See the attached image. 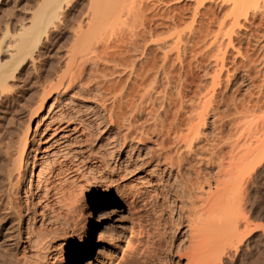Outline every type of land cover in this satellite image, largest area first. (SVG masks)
Segmentation results:
<instances>
[{"label": "rangeland", "instance_id": "374dc122", "mask_svg": "<svg viewBox=\"0 0 264 264\" xmlns=\"http://www.w3.org/2000/svg\"><path fill=\"white\" fill-rule=\"evenodd\" d=\"M68 1H69V4L68 3L66 4L65 0H59V1H57V0L56 1L55 0H0V125H1L0 126V133H1L0 134V145L2 144L0 146V210H1L0 211V223H1V225H0V238H1L0 239V241H1L0 242V248H1L0 249V255H1L0 256V264H21V262H22V264H27V263L32 264L34 259H35V261H37L38 264L40 262L39 261L40 259L38 260V258H41L42 256L40 255V257H39V255H38L37 256L38 258H35L36 256L31 257V255L33 256L34 250L33 249L30 250L31 247L29 245L27 246V244H26L25 250L28 249L30 251H28V250H27V252L23 251V253H22V250H20V248L22 249V247L20 246L21 243L18 241L17 238L14 237V234H16V236H17V233H19V227H20L18 224L19 222L15 223V221H18V220H17L16 216L14 218L15 214L12 216V214H13L12 211L7 212L8 216H6V214H5L6 213L5 211L10 210V206L7 204L8 199H10V198H12V200L14 201L13 203L16 204L15 205L16 207L19 204H20L19 206H22V207L24 206L22 204L23 198H24L23 186L19 187L18 194L15 193L17 195L12 196V193H11L12 190L9 188L10 184H8L9 180H7L8 178H6V177H8L7 176L8 175V169L7 168H8V164H9V161H8L9 158L8 157L13 153L12 149L14 147V145H12L11 142L15 143V141H14L15 137L14 136L15 135L17 136L19 134V132L24 128V126H26V124H28L27 122H29V120H30V113H31V111L34 110L35 104H37V102H39L43 98H44L43 100L45 103L43 105V108L45 109V112H47L46 108H48V106L50 104V102H47V101H49L48 98H50V97H48V96H50V95L46 96V94H49L48 92H50L49 90H51V87H53L54 84L55 85L58 84V81L60 80L59 76H61L63 74V72L66 68L65 66L68 65L69 55H71L70 50H72L74 48L73 51L74 50L76 51L77 47L79 49L81 47V49L79 50V56H81V55L83 57L88 56V55H85V56L83 55V53H86V52H83L82 54H80V52L85 49V47L87 46V42L90 40V38L91 39L93 38L94 34H96V36H94L96 39L93 38L92 41L90 40L88 42V45L89 44L91 45V43L96 44L98 41H100V40H97V37L100 34L103 35V38L104 37L107 38L109 35L111 37V34L114 32L113 30H116L117 28H118L117 29L118 32H119V30H121L122 33H125L127 31L129 32L130 30H132V31L134 30L133 31L134 33L140 31L139 33H137V34H140L142 31L143 32L142 34H145V35L148 34L146 32H150V30H151V32H150L151 34L149 33L150 36L148 34V35H146L147 37H144V38H147L145 40V42L141 41V43L138 44L139 46H137V45L133 46V47H137V49H133V47L131 48V46H130V50L128 49L129 47L127 48L129 50V52L131 51V49L133 50V51H131L132 53H130L133 55L132 56L130 54L129 55L131 57L130 62L133 61L132 63H136L135 65H137V64L140 65L141 62H143V60L145 61V59L146 60H148L150 58L152 59V55L150 57L149 53L152 54L153 52H154L153 54L156 55V58L158 57L157 58L158 59L157 64L160 63L161 60H160L159 56L163 55L160 53L165 51V49L161 50L162 52H160L158 50L156 51L157 45L154 46L156 43H153V41L155 42V40L158 41V39L160 40V39H164L166 37L165 38V39H167L166 43L171 44L170 48H169V45H166L167 47H164V48H167L166 49V51L168 50L167 52H172L173 51L172 49L175 46H177L178 43L181 46V47L180 46L176 47V48H180L181 51L177 49L178 51H180L179 52L180 54H184V55L179 54L180 55L179 58L181 59L180 60L181 65L179 64L178 61L174 60L175 56L173 57V55L177 56L178 54H172V53H175V51H173L172 53H169L173 57V60H174L173 63L174 64L177 63L176 69L179 70L178 71V70L174 69V70H176L174 72L175 73L179 72L180 77L177 75L173 76L174 73L172 72V74H171L172 76H171V79L169 81L171 82V80H174L175 82L174 81H172L171 83L169 82L170 88L167 85L161 84V83H164L165 81L160 82L158 79H155L156 82L158 81V83H160L159 87L162 85L164 86V87L162 86L164 90H166L168 88L169 90L168 89L167 90L170 91V89L173 87L171 89V91L169 93H167V90L163 91V89L159 91L158 90L159 87L154 86L157 84H154L156 82L155 81L153 82L152 79H151L153 82L152 84H154V85L150 84L151 87L152 88L158 87V88L157 89L156 88L150 89L149 88L150 85H149L147 89L150 90V92L148 91V94L154 93V95H155L156 90H158L160 93L157 92L156 96L158 95V93L160 96L162 94L161 92L165 93L166 98L163 97L164 94L162 95V97L164 98V100H163L164 102L167 101L166 99L169 100L170 97H171L170 98L171 100H169V101H172V99H173V101H176V99L178 100V97L181 94V93L179 94V92L182 91V94H181V97L179 98V100L184 99V98L182 99V95H183V97H185V99L183 100L184 102L183 101H181V102H182V104L184 103L185 105L183 104L184 107H183V105L181 106L180 105L181 102L179 100L178 101L180 103L176 101L177 104L179 103L178 107L176 106L177 104L173 101H172V104L174 103V105H172V104L170 105L166 102V103H164L165 104L164 106L167 109H169L170 106H173L171 109H173L176 106L172 111L170 109L167 110V109L163 108L164 106L163 107L160 106L163 103L161 97L157 96L160 98V99L158 98L159 101L161 100L160 101L161 104H160V103H156L158 100L155 102V100L157 98L152 97L151 96L152 94L151 95L149 94L148 95L149 98L147 96V99H149V100L153 99L154 102H150L152 100L149 101V100L144 99V103L142 101V106H140L139 104L141 103L140 102L141 100H138V99H139V96H141V95H139V94H143L142 89L143 90L145 89L147 91V89L144 88L145 84H147V81H145V84L142 85L143 88H142V86L140 87L142 89L136 87V89L139 91V94H138V91L136 89L134 90V91H136V93L138 95L137 97H135L136 93L132 92L135 96L132 95V93H131V95L133 97L131 95L128 96V98H130V96H131L132 99L131 98L130 99L124 98L125 101L122 100V101H124L123 102L124 105L128 104L130 106L131 104L127 103V100H129L130 103H132L131 100L133 101V100H136L138 98L137 99L138 103L140 102L138 105H137V100H136V102H133L135 107L137 106L136 108L139 109L138 112L141 111L140 107H143L144 104H145V106L147 105L148 107L150 104L149 108L147 106H146L147 108L144 106L146 108L145 110L143 107L142 111L143 110L144 111L140 112V114H139L140 116L136 115L143 122V124H146V122L148 120L149 121V123L147 122L148 126H150V125L152 126V123H153L152 122V120H153L152 116L155 115L156 113L158 114L159 111L161 113L162 110H164V109H165V113H166V111H168V113L171 112V114L169 113L170 114L169 115L168 113H166L167 114L166 115L163 111L162 112L163 114L159 113V115H160L159 117L161 118V115H162V117L164 118V114H165V116H167V117H165L164 119L166 120V122L168 121L170 123L171 122L170 120H172V118H174V115L176 114V113H174V115H173V112L175 110L177 112V109L179 110L180 106H181L184 111H183V113L181 110L179 112H180V115H182V114H184V115L180 116L178 114L179 116H177V117L178 118L180 117V119H181V120L179 119L178 122L181 125V126L180 125L179 126L183 130L182 132L187 133V131H189V129L187 130V128H189L190 126H193V124L194 125H196V123L198 124L199 121L200 122L203 121L202 118H201L202 120H200V118H199V121L197 122V118L195 116L197 113V117H199L200 115L198 116V114L199 113L201 114V112H203L205 110L203 108V106H205L206 111H209V112H208V115H206V116L202 115L203 113L201 114L200 117H202V116L205 117V118L203 117L205 124L203 123V125H201L199 122V124L203 127H198V129L201 128L200 133H201L202 138L205 137L206 135L208 137L209 136L211 137V133L214 130L216 131L215 128L218 129L219 125H220L221 127L224 128V129L221 128V129H223V131H225L227 129L225 132H228L229 131L228 129H231V131H232V128H233L234 131L235 130L236 131H242L243 130V132L241 134L244 135L246 133L245 131L248 129V132L246 134L251 135L249 133H252V131H254L255 133H257V135L255 133H253L254 135L257 136L256 138L260 137V139L259 138L258 139L260 140V142L262 140L261 143H264L263 142V139H264V99L263 98L259 99V102H258L259 105L255 103L257 101L256 96H258L259 91L263 90V88H264V85H263L264 84V80H263V78H264V75H263V71H264V61H263L264 60V51H263L264 50V16L259 17L260 14L261 15L264 14V13H262L264 10V0H255V2H257L255 11H256V9H258L257 11H259L256 14L258 17L256 16L253 19L254 22L252 21V26H250V28H247L245 30L242 29V32L240 33L241 36H238V37H242L239 39V42H238V43H241V45H239L238 43H237L238 45L236 43H234L235 47L233 49L235 51L230 50L231 46L229 44V41H228V44L230 47L227 46V40L225 38V37H230L232 35V32L230 33V31L233 30L234 27L232 28V23H231L232 21H230L231 19L230 20L228 19L230 7H228V4H226V3L224 4V2H222L223 0H160V2H159V0L158 1L157 0H100L101 2H115V3L117 2V4H115V5H117L116 8H120V10H119L120 13L118 15H117L118 9H116L117 11L116 10L113 11V12H116L114 14H116L119 18V19H117V16L115 15L116 17L114 16V19L120 20V21L116 20L115 22L119 23V24L115 23L116 24L115 25L114 19H112V20L106 19L105 20V18H107V17L112 18L111 17L112 16L111 10H110V12H111L110 14H109V12H106V13H104V15L106 14L105 15L106 17L100 19V20H102L101 24L103 25V26L99 25L100 28H102V27L106 28L108 26V24H111V26L113 24L114 25L113 28L109 27V29L111 28L112 30L111 29L109 30L108 28H107V30L104 28H103V30L100 28H98V30H97V27H96V30H94V29H92L94 27L92 24H95V26H96L97 25L96 23L98 21H96L95 23H92V22L89 23V21H91V20L88 18H91L92 17L91 14H93L92 13L93 12L92 2H97V1L99 2V0H97V1L96 0H68ZM220 3L222 5H219ZM59 5L62 6L61 10H59L57 8V7H59ZM66 5H67V7H66ZM223 5H225V6H223ZM224 7H226V8H224ZM205 8H207V9H205ZM57 9H58V11H57ZM113 9H115V7ZM129 12H130V14H129L130 17H128V14H127ZM137 12L139 13L140 16L138 15ZM203 12H205V13H203ZM59 13H62V15H61L62 17H61L60 21H55L57 14H59ZM212 13H214V14H212ZM203 14H205L207 16H203ZM55 15H56V17H55ZM120 15H122V16H120ZM208 15H209V17H208ZM211 15H214V17L216 15V18L214 19V17ZM125 16L127 17V19ZM120 17H122V18H120ZM142 17H143V19H142ZM226 17H227V19H226ZM206 18H208V19L213 18V19H211V20L209 19V21H208ZM256 18L258 19V21ZM128 19H130V20H128ZM224 19H226V20H224ZM255 19H256V21H255ZM205 20H207V21H205ZM260 21H263V22L260 23ZM121 22H122V24H121ZM124 22L125 23L128 22V23L125 24ZM140 22H143L142 23L143 26H141L142 24ZM86 24H88L89 26ZM222 24H223V26H222ZM261 24H263V25L261 26ZM256 25H259L260 28H259V26H256ZM118 26H120V27H118ZM205 26H210V27H205ZM236 26H235V29L238 28ZM207 28H209L208 29L209 31L207 30ZM258 28H259V30H258ZM122 29H125V30H122ZM254 29L255 30L257 29L258 31L257 30L255 31ZM46 30L49 31V34L48 33L45 34ZM100 30H102V31H100ZM203 30H204V32H203ZM205 30H206V32H205ZM252 30H254L253 34H255V35H252V32H253ZM93 31L94 32L100 31V32L99 33L95 32L93 34L92 33ZM108 31L112 32V33L106 35V33H108ZM117 31H116V33H117ZM196 31H197V34H195ZM199 31L200 32L202 31V33L203 34L205 33L208 37H205V39L204 38L202 39L203 34L202 33L199 34ZM217 31L222 32V35H224V36L227 34V36L223 37L226 40V41L224 40V42L226 43V46L224 43V45L222 47V49L224 48V46H225V48L228 47L227 49L224 48L227 51V53L219 47V52H220L219 55L221 56V57H219V59L222 58V56L225 59V60H223V63H221L222 61H220V64L223 65L222 67H224V66L226 67L230 64L229 60L231 57V51H232V55H234L235 53H237L236 51L239 50V53H237L238 57L236 55H234L235 59H237V60H235V63L233 64V66H232V64H230L232 67L230 65H229L230 67L229 66L226 67L227 69L225 67L223 69H221L222 68L221 66H216V68H215L214 66L216 65L217 62L219 63V60L217 62L213 61V59L211 58L212 55H210L212 52L209 54V51H208L209 50V48H208L209 47L208 46L209 41H212V36L214 35V34L212 35V33L216 34V33H218ZM90 32H91V34H90ZM210 32H211V36H210ZM79 33H80V36L82 34L83 35L85 34L83 37L89 38V40H87V39L85 40L86 46L85 45L83 47L80 46L79 41L82 39V37H80L78 35ZM228 33H230V36ZM249 33L251 35H249ZM126 34H128V33H126ZM142 34H140V35H142ZM198 34H199V36H198ZM89 35L92 37H90ZM102 35H100V36L102 37ZM145 35H143V36H145ZM174 35L177 36V39H179V41L177 39L176 40L174 39L176 37ZM206 35H203V37ZM78 36L80 37V40L78 39ZM168 36H170L169 37L170 39L174 37L173 38L174 42L176 41L177 45H176V43L173 42V39H171L172 42L174 43L172 45V42L170 39H168ZM209 36H210V38H209ZM254 36H256V37H254ZM101 37H100V39L103 40ZM198 37L201 38L203 41L201 39H199ZM248 37H250V38H248ZM251 37H253L254 39ZM106 38H104V39L106 40ZM109 39H111V38H107V41H109ZM182 39H183V41H182ZM197 39H199L198 42H197ZM247 39H248V41L251 39V41L247 42ZM256 39L258 41H256ZM41 40H42V42H41V44H39V42ZM105 40H103V41H105ZM190 40H192V42ZM204 40L207 43L206 42L204 43ZM207 40H209V41H207ZM241 40H243V41H241ZM151 41H152V43H151ZM195 41L197 42V44ZM142 42L145 43V45H146L145 47H144V43H142ZM199 42L202 43L203 48ZM137 43H139V41ZM148 43H151V45H149ZM180 43H182V44H180ZM198 43H199V45H198ZM22 44H30V47H29L30 49L28 51H23L24 48L22 47ZM258 44H259V46H258ZM195 45L197 46L198 50L200 51L199 54H198V50L196 49ZM260 45H262V46H260ZM89 46H87V49ZM124 46H125V44L123 45V47ZM190 46H191V48H190ZM198 46H200L201 48ZM204 46H206V49ZM125 47H127V46H125ZM171 47H172V49H171ZM145 48L150 49L149 53L147 52L148 54L145 53L147 51V50L145 51ZM176 48H174V49H176ZM169 49H170V51H169ZM192 49H194V50H192ZM220 49L222 52L220 51ZM257 49L259 50V52H257L258 51ZM141 50H144V51H141ZM140 51H141V53H140ZM178 51H177V53H178ZM215 51H213V52L218 53V49H215ZM88 52H89L90 57L89 58L85 57V58L87 60H91V61H87L85 58H83L81 56L83 59L86 60L85 62H87V64L85 63V66L82 64L84 66V69L82 68L83 73L81 72L82 73L81 76L79 74V76H80L79 79L73 85V90L71 91L70 95H71V98L73 99V102H75V103H73L72 105L75 104L74 106L78 107L81 110L82 114H84V115L86 114L85 115L86 120H87V117H92V116H95L96 118L98 117L97 119L99 120L100 124H99L98 120H97V122L101 127L100 136H102L101 139L104 141V143L102 141V144H103L102 150L109 149V151H113L111 153L110 157H111V160H114V158L116 157L115 151L118 152L119 150L121 151L122 149H125L124 147L121 148V142H122L121 137H122V134L124 133L123 131H124L125 127L124 128L122 127V124H123L122 123L123 121H122L121 122V128H119V129L112 128V126L110 124V120H109L110 117H108V115H107L108 112H105L102 109L103 107H102V102H101V101H103L102 98L105 97L108 99L109 97L105 96L106 95L105 91H102V90L100 91V87L102 89L103 84L105 86L106 84L109 83L108 82L109 80H112V78H113V80H114V78L116 80L117 77L120 80L119 81L120 85H121V83H123V84L126 83V85H121V87H126L127 84H129L128 83L129 81H128V79L124 78L123 74H125V72L128 70L124 71V70H122L121 67H117L118 71H119V74H118V71H117V74L120 76L113 75V73H115L114 71H116V70H115V68H112L113 66L111 64L112 62L109 61L110 59L108 61L110 62L111 65L106 60L105 61L108 65L107 64L105 65V61L102 60L101 58H99L100 63L98 64L93 60H96L95 56H99V55H94L96 53L87 50V53ZM206 52H208L206 55H208V56L210 55L209 58H208V56L204 55V53H206ZM134 53H135V55H134ZM193 53L196 54V57ZM228 53L230 54V56L228 55ZM143 54H145V55H143ZM200 54H201V56H200ZM221 54H224L225 56L221 55ZM140 55H142V56H140ZM148 55L150 58L148 57ZM203 55H204V57H203ZM213 55H215V54H213ZM216 55H218V54H216ZM242 55H245L244 56L245 58ZM182 56H186V57L183 58ZM197 56H199V57H197ZM249 57H251V58H249ZM195 58L198 60H196ZM228 58H229V60H228ZM246 58H248V60H250V61L248 62V60H246V62H245L244 59H246ZM253 58H255V59H253ZM256 58H257V60L259 59L258 60L259 62L256 60ZM260 58H262L263 60ZM83 59L81 62H83ZM99 59L97 58V60H99ZM161 59H162V56H161ZM194 59L196 60V63H195ZM206 59H208V60L206 61ZM214 59H215V57H214ZM239 59H240L241 63L237 62V61H239ZM242 60L244 61L245 64L243 63ZM92 61L94 64L96 63V66H95L96 68L94 67V64L91 63ZM151 61H153V59ZM170 61H171V59H170ZM182 61H183V63H182ZM184 61H185V63H184ZM214 62H215V65H213ZM250 62H252V63L256 62V63L254 65L253 64L251 65ZM168 63L172 64L171 62H168ZM246 63H248V64L246 65ZM170 64H168V69L171 66ZM138 65L136 66V68L138 67ZM239 65H241V66H239ZM183 66H185V67H183ZM250 66H252V68ZM101 67H102V70H100ZM218 67L219 68L221 67V68L219 69ZM240 67L241 68L243 67L242 68L243 70ZM246 67H247V69H245ZM234 68L237 70V72H236V70H234ZM249 68H251L250 72H253V70H254V71H256V73H258V74L260 73L259 78H258V74L256 75L255 72L250 73ZM105 70L108 72H106ZM109 70L110 71L112 70L113 73L110 72ZM169 70H171V69H169ZM219 70H221V71H219ZM123 71H124V73H123ZM246 71H247V73H246ZM120 72H122V74H120ZM108 73H111V76H113L111 79H109L110 74L108 75ZM126 73L127 74H125V75H128L127 77L131 78V76H129V74H128L129 71ZM261 73H262V75H261ZM230 74H232V75H230ZM246 74H248V77ZM107 75L109 78L107 77ZM217 76L220 79L217 78ZM176 77L179 78L178 80H180V81H178L176 79ZM226 77H227V79L228 78L229 79L227 80ZM122 78H123V80H122ZM214 78H216V79H214ZM105 79L106 80L108 79V80L105 81ZM118 79L116 80V82H117L116 84H118ZM124 79H125V81H124ZM223 79H225V80H223ZM260 79H262V80L260 81ZM149 80L150 79H148V81ZM151 80L149 82H151ZM181 81L182 82L186 81V83L184 82V86L182 85L183 83H181ZM111 82H113V81H110V83ZM177 82L179 84H177ZM224 82H227L228 84L224 85ZM114 83L115 82H113L111 85H113ZM97 84H98V86H97ZM109 84L106 86L111 87V85H109ZM162 87H160L159 89H161ZM178 88H179V90H178ZM255 88L257 89V91ZM183 89H184V92H183ZM151 90L152 91L155 90V91L151 92ZM103 92H105V93H103ZM251 93H253V94H251ZM99 94H101V95H99ZM170 94L172 96H170ZM177 94H179V96ZM176 95L178 97H176ZM195 95H197V96H195ZM224 95H226V96H224ZM247 95L248 96L251 95V97L249 96L250 100L248 99ZM39 96H41V97H39ZM42 96H43V98H42ZM167 96H168V98H167ZM186 96L190 100H191V98H194V99H192L190 102V100H186L187 99ZM196 97L198 99L200 98L201 101L197 100L195 102ZM227 97H228V99H226ZM133 98H136V99H133ZM141 98H142V96H141ZM174 98H176V99H174ZM37 99H39V100L37 101ZM224 99H226L228 102L225 101ZM232 99H233V101L231 102ZM245 99L246 100L248 99L249 101H251V99H252L253 101L251 103L247 100L249 103H245V101H246ZM145 100H146V102L149 101L150 103L147 102L148 103L147 104L145 102ZM193 100H194V103H193L194 106L199 104L197 102H201V103H200V106L196 107L197 109H195L194 106L191 104L192 108H194V112H195V110H196V112L194 113L192 111L190 113L189 111L191 110L190 109L191 106L189 104L192 103ZM223 101H225V102H223ZM229 101L231 102V104ZM99 102L101 104H99ZM108 102L110 104V101H108ZM32 103H33L34 107H31V106H33ZM123 103H121L122 104L121 106H124ZM152 103L156 104V106L151 105ZM221 103L224 105H222ZM232 103H233V105H232ZM240 104H242L245 107H248V108H245L246 110L251 108V105H252V109H249L248 113H247V111H245L243 109L245 111V113L248 114V115L246 114L245 117H243L244 113L241 114L238 110V109L244 108ZM247 104H251V105L248 106ZM253 104H255V105H253ZM100 105L102 108H100ZM117 105H119V104H117ZM126 105L124 107L120 106L121 108H124V109H121L118 106L119 108L118 107L117 108L119 110L116 109L117 112L119 113L120 110L123 111V110H125V108L127 109V111L132 109L131 112L135 115V109L136 108L133 109L134 106L132 105V108H131V106L130 107L127 106L130 108V109H128L126 107ZM167 105L168 106L170 105L169 108ZM256 105H258L260 109L259 108L257 109ZM151 106L153 109L151 108ZM159 106L162 109L159 110V108H160ZM185 106H188L189 108L186 109L187 107H185ZM216 106H217V108H215ZM233 106H234V108H233ZM238 106L240 108L237 109ZM207 107H210L212 109V112L210 111L209 108L207 109ZM213 107L216 110L213 109ZM253 107H255V108H253ZM155 108H157V109H155ZM148 109L151 110V112H154L155 114H151V112ZM234 109H236L238 111V113H235L237 111ZM133 110H134V112H133ZM137 110H136V114H138ZM156 110L157 111L159 110V111L157 112ZM186 110H188V111H186ZM250 110H252V111H250ZM127 111L123 112V113L126 112L125 113L126 117L124 116V119H123L125 122L129 121V117L131 116L130 115L129 117H127V115H126L128 113ZM145 111H149V112L144 113ZM185 111L187 113H189L188 114L189 117L192 115V113L194 114L190 117V120H191V118H193L192 123L195 120H196V123L195 122L193 124H190L191 122H188L189 124L186 123L187 120L189 119V117L186 118L187 113L185 114ZM206 111H205V113H206ZM214 111H217V112H214ZM241 111H242V109H241ZM244 111H242V112H244ZM141 113L142 114L144 113V114L142 115ZM149 113H150V116L152 119L151 121H150V117L148 116ZM214 113H218L220 116L218 114H216V118H214L215 117ZM238 114H241V116H242L241 119L238 118L240 116H236ZM171 115H172V118H169L170 120H168V117H170ZM221 115L222 116L224 115V117L227 116L228 121L225 120L227 117H225V118L223 117L224 118L223 119ZM156 116L158 117V115H156ZM156 116H154V119ZM233 116L237 117V119L235 118L234 120H236V122L240 124V125H238L237 123H235L236 127H238L236 129H234L235 125H233V123H234L233 122L234 121ZM194 117H195V119H194ZM164 119H163V121H164ZM182 119H183V121H182ZM90 120H92V118ZM143 120H145V122ZM190 120H188V121H190ZM219 121L220 122L222 121V122L219 124V123H217ZM7 123L9 125L8 127H7ZM169 123H166V124H169ZM10 124H13V125H10ZM126 124H128V122ZM184 124H187V125H184ZM199 124L197 126H199ZM215 124H217L216 125L217 127L215 126ZM226 124H228L229 126L231 124V127L229 128ZM144 126H146V125H144ZM197 126H196V128H197ZM239 126H240V128H239ZM21 127H23V128H21ZM13 128H14V130H13ZM146 128H148V127L146 126ZM150 128L153 129V126ZM190 128L193 129V127H190ZM8 130L9 131L12 130L13 133L9 132ZM249 130H250V132H249ZM231 133L236 134V132H231ZM202 134L204 136H202ZM10 135H11V138H10ZM237 136H239V135H237ZM261 143H260V145H261L262 150L260 151L261 155L259 158L261 160L258 159L257 160L258 163L255 161L256 163H254L253 166H251V167H250V165H251V162H250V165L248 166L249 168H246L247 172L245 171L246 173L245 174L243 173L244 176L243 175L240 176V179L238 177L239 180H237L238 183L236 182L237 183L236 186L238 184H239V186L236 187L234 185V187H236L235 190H234V188H232L233 189L232 193L234 192V194L231 193L228 195L229 197L231 196L230 198L228 197V200L229 199L231 200L232 196H233V199L231 200V202H230V200L228 201L231 204V205L229 204L228 207L230 208V213H231V210L233 213V215L231 214L232 218H230V219L232 221L231 223H233L232 225H234L235 228L237 227L236 228L237 230L235 229L237 231V234H236L237 236L235 235L233 237L231 245L229 244V246L226 245L224 247L226 249H224L225 251H223V254L222 253L220 254V252H222V250L219 252V254H220L219 257L221 259L217 257L216 259L219 262L216 260L217 262L215 261L214 264H264V144H261ZM132 144L135 148H137L139 146L138 142H133ZM201 144H203V143H200V145ZM204 144H205V142H204ZM262 145H263V148H262ZM9 146H12V147H9ZM151 147H152V145L148 144L146 146V149L150 150ZM7 149H9L10 151H8ZM127 149H128V147L125 150H127ZM148 150L143 151V153H141V151H138L137 153L140 152L141 155L144 156V160L148 161L147 155L145 156V154ZM5 151H6V153H5ZM7 151L10 153L12 152V153L10 154ZM118 158H119V156H117V159ZM6 163H7V165H6ZM1 164L3 165L4 168L1 166ZM154 165H155L154 161H149L145 165L142 164V166L138 167L137 170L133 171L132 173H130L129 175H127L121 179L122 185H124V188H127V189H125L124 193H125V195H130L129 198H131V197L133 198L132 203L125 200L123 198V194L121 197V194L118 190H111V187L109 184L105 185V187L103 189H101L100 191H98L96 193L90 191L88 194V197L85 201L83 219L81 220L82 222H80V224H77V223H79V222H77L75 225L71 221L72 223H70V224H72L73 226L75 225V226L74 227L71 226V228L73 227L72 231L70 229V226H69V229L67 226L66 230L68 232L64 230L65 225H63V228H62V226H59V224H58L57 225V226H59L58 228L61 227V229H62L61 231L58 229V232L60 233V234L58 233L59 235L57 234V232H56L57 235L55 234L56 237L58 236L57 239L55 240V243H56L55 246H58V248L55 247L51 251L53 253L52 258L48 259L47 257L46 258L43 257V258H41V259H43V261H41L40 263L41 264H43V263L44 264H143L144 259H143L142 254H140V253H142L141 249L143 246H146L148 239H149V241H151V238H153L154 235H160V233L162 232L163 221L159 218V216L164 215L165 210H166V206L164 209V205L162 204L161 200L156 195H154L153 193H151L149 191V190L155 188L154 186L159 185V183H157L158 176H156V174H155L156 169L154 168ZM5 169H6V172H5ZM139 171L142 173L141 175H140ZM184 173H185V171H183L182 175H184ZM139 176H144V177H146V179L141 178L140 181L133 180L134 178L139 177ZM26 177L27 176L25 175V178ZM151 181L152 182L155 181L156 184L155 183L151 184L150 183ZM120 191H122V193H123V190H120ZM235 191H236V193H235ZM18 195H19V197H18ZM16 198L18 199V201L15 200ZM226 198H227V196H226ZM20 200H22V201H20ZM13 221H14V223H13ZM59 223H61V225H62V223H64V222L62 220V222H59ZM17 225L19 227L16 229ZM10 227H12L11 229H14V231L16 233L14 231H11ZM8 228H9V230H8ZM139 228H141V229H139ZM140 230L142 231L143 236H142V234H140L141 233ZM3 231H5L4 234L2 233ZM144 232H146V233H144ZM7 234H9L8 236H10L11 238L7 237L6 236ZM10 234L11 235L13 234L12 236L15 239ZM18 237H19V234H18ZM2 238H4L5 240L3 239L4 240L3 241ZM8 240H9V242H8ZM12 240L13 241L17 240L19 243L17 241L16 242L19 245H17L16 242H13ZM139 241H141V242H139ZM11 242H12V244H11ZM5 243L8 245V247ZM3 244H5V245H3ZM15 244L17 245V248L19 250L16 249V252H15L16 255L14 257V255H12V252L15 251V248H16ZM141 244H143V245H141ZM227 246H228V248H227ZM10 247L13 249H11ZM5 248H6V250H4ZM157 248H158V246H157ZM10 249H11V251H10ZM25 253H26V255H24ZM30 253H31V255H30ZM46 253H48V252H46ZM2 254H4V255H2ZM18 255H21L20 257H22V255H23V258L17 259L16 256H18ZM26 256H28L27 259L30 260V262L28 260L26 261V259H25ZM32 258H33V261H31ZM44 258L46 259V262L44 261ZM15 259L17 260V263H16ZM23 259L27 263H24ZM35 261L33 264L36 263Z\"/></svg>", "mask_w": 264, "mask_h": 264}, {"label": "bare ground", "instance_id": "6f19581e", "mask_svg": "<svg viewBox=\"0 0 264 264\" xmlns=\"http://www.w3.org/2000/svg\"><path fill=\"white\" fill-rule=\"evenodd\" d=\"M57 1H59V0H57ZM159 2H160V0H159ZM222 2H224V4L225 3L228 4V7H230L228 19L229 20L231 19L230 21H232L231 22L232 28L234 27V29L230 31V33L232 32L231 36H230V33H228L230 37H225V36H227V34L225 36L222 35V32H220L221 31L220 30L219 32L217 31L218 33H216V34L212 33V35L214 34L212 36V41L207 40V41H209V44H210V45L208 44L209 47L207 46L209 48V50H208L209 54L212 52L210 54V55H212L211 58L213 59V61H216V62L219 60V63L217 62L218 64L216 63V65L214 62L213 65H215L214 66L215 68H216V66L222 67L223 65L220 64V61H222L221 63H223V60H225L223 56H222V58L219 59V57H221L219 55V53H220L219 47L222 49V47L225 43L224 42L225 39L223 37H225L227 40V46L228 47L231 46L232 49L230 48V50H234L233 49L235 47L234 43L237 44L239 42V39L242 38V37H238V36H241L240 33L242 32V29L245 30L247 28H250V26H252L253 19L257 16L256 14L259 12V11H257L258 9H256V11H255L256 4H257V2H255V0H223ZM65 3L69 4V1L65 0ZM92 4H93V12L92 11L91 12L93 14H91V16L93 18L91 17L88 19L91 20V21H89V23L90 22L95 23L96 21H98L96 23L97 24L96 26H95V24H92L94 27L93 28L91 27V28L94 30H96V27L98 30V28H100L99 25L103 26L101 24L102 20H100V19L106 17L105 16L106 14L104 15V13L109 12V14H110L111 13L110 10L112 11V13H111L112 18L107 17V18H105V20L106 19H108V20L114 19V16L116 15L114 13H116V12H113V11H115L116 9H118L117 15L120 13L119 12L120 8H116L117 5H115V4H117V2L116 3L115 2H101L99 0V2L98 1L92 2ZM219 5H222V4L220 3ZM223 6H225V5H223ZM66 7H67V5H66ZM114 7H115V9H113ZM57 8L59 10H61L62 6L59 5V7H57ZM224 8H226V7H224ZM58 9H57V11H58ZM205 9H207V8H205ZM62 13L57 14V17L55 15V17H56L55 21H60V19L62 17L61 16ZM203 13H205V12H203ZM262 13H264V10ZM127 14H128V17H130V15H129L130 12ZM212 14H214V13H212ZM138 15H139V13H138ZM260 15H259V17L264 16V14L261 16ZM120 16H122V15H120ZM203 16H207V15L203 14ZM211 16L214 17V15H211ZM208 17H209V15H208ZM120 18H122V17H120ZM215 18H216V15H215L214 19ZM117 19H119L118 16H117ZM117 19H114V24L116 23L115 21ZM126 19H127V17H126ZM142 19H143V17H142ZM206 19L209 21L210 18L209 19L206 18ZM211 19H213V18H211ZM226 19H227V17H226ZM226 19H224V20H226ZM256 19H255V21H256ZM128 20H130V19H128ZM207 20H205V21H207ZM117 21H120V20H117ZM257 21H258V19H257ZM128 22H126V23H128ZM261 22H263V21H260V23ZM140 23L142 24L143 22H140ZM88 24H86V25H88ZM116 24H119V23H116ZM121 24H122V22H121ZM262 25L263 24H261V26ZM113 26H114L113 24H112V26H111V24H108V26L106 28L102 27L100 29L103 30V28H104L107 30V28L108 29H109V27L113 28ZM141 26H143V24ZM222 26H223V24H222ZM235 26L238 28L235 29ZM256 26H259V25H256ZM118 27H120V26H118ZM205 27H210V26H205ZM259 28H260V26H259ZM259 28H258V30H259ZM117 29L113 30L114 31L113 33L109 32V31H108V33H106V35L112 33L111 37H110V35L107 37V38H111V39H109V41H107V38L104 37V38H106V40H105L103 38L102 34H100V35H102V37L98 34L99 36L97 37V40H100V41H98L96 44L95 43L92 44L90 42L91 43V45L89 44L90 46L88 45V42L90 40L92 41V39L95 38L94 36H96V34H94V33L95 32L99 33L102 30H100L98 32L93 31L92 33L94 34V36L92 39L90 38V40H89V38L83 37L85 34L84 35L82 34L80 36V33H79L78 35L80 37H82V39L80 40L79 36H78V39L80 40L79 44L82 47L84 45L86 46L85 40L86 39L89 40L87 42V46H89L88 49L86 46L85 49L80 52V54H82L83 52H86V53H83V55L84 56L88 55L85 57L89 58L90 57L89 52L87 53V50H88V51L96 53L94 55L100 56V57L95 56L96 60H97V58L98 59L101 58L104 61L106 60L109 64H110L109 61H111L112 62L111 64L113 66V67L112 66L111 67L115 68V70H116V71H114L115 73H113L112 70L111 71L109 70L110 72L113 73V75L119 74L117 67H121L122 70H124V71L125 70L129 71L128 74H129V76H131V78L127 77L128 75H125V74H127L126 72H128V71H126L125 74H123L124 78L128 79V81H129L128 82L129 84H127L126 87H121V85H126V83L125 84L121 83V85H120V83H119L120 80L118 79V77H117L118 84H116L117 79L115 80V78H114V80H115L114 81L112 78L113 76H111V73H108V75L110 74V76H109L110 78L107 75V77L109 79L112 78V80L108 81L109 83H110V81L115 82L113 85H111L113 82H111L110 84L107 82L109 85H111V87L106 86L108 84H106L105 85L106 87H105L103 84L104 87L102 86V89H101V87H100L101 83L99 84L100 85L99 86L100 91L101 90L105 91L106 92L105 96L109 97L108 99L105 97H104L105 99L102 98L103 101H101V102H102L103 108L101 107V105H100V108H102L105 112H108L107 115H108V117H110L109 120H110V124H111L112 128H116V129L121 128V122L123 121L122 127L123 128L125 127V129H124V131H123L124 133L122 134V137H121V140H122L121 148L124 147L126 149L128 147V149L127 150L122 149L121 151L119 150L118 152L115 151L116 157L114 158V160H111L110 155L113 151H109V149L102 150L103 149V146H102L103 140L101 139L102 136H100L101 127L99 125L100 122L97 119L98 117L97 118L95 116L87 117V120H86L85 119L86 114L85 115L82 114L81 110L78 107L74 106L75 104L72 105L73 103H75V102H73V99L71 98V95H70L71 91L73 90V85H74V83L77 82V80L79 79V77L83 73L82 71L84 69L85 63L87 64V62H85L87 59L85 57H83L82 55L81 56L83 58H85L86 60L83 59L81 56H79V50L81 49V47H80V49L77 47L76 51L74 50L75 52L73 51V49H74L73 48L72 50H70L71 55H69L68 65L65 66L66 68H65L63 74L62 75L60 74L61 76L58 75L60 77L58 84H56V85L54 84L55 87L52 85L53 87H51V90H49L50 91V92H48L49 94H46V96L50 95V96H48V97H50V98H48L49 101H47V102H50V104L48 103L49 104L48 108H46L47 112H45V109L43 108V105L45 104L44 100H43L44 99L43 96H42L43 99L40 98L41 100L39 102H37L39 100V99H37V101H36L37 104H35V107L32 103L33 106H31V107H34V110L31 111V113H30V120H29V122H27L28 124H26V126H24V128L21 127L23 129L19 132V134L17 136L16 135L14 136L15 137V140H14L15 143L11 142V144L14 145V147H15V148L13 147V149H12L13 153L11 152L12 153L11 154L10 152H8L10 150L7 149L8 150L7 152L10 153L11 155L9 154L10 156L8 157L9 158V160H8L9 164H8V168H7L8 169V175H7L8 177H6V178H8L7 180H9L8 184H10L9 188L12 190V192H11L12 196L18 194L20 186H23V190H24L23 191L24 198H23V203H22L24 206L23 207L19 206L20 205L19 204L16 207L15 206L16 204L13 203L14 201L12 200V198H10V199H8V203H7L10 206V210L5 211L6 216H8L7 212L12 211L13 212V214L11 213L12 216L15 214L14 218L16 216V218L18 220V221H15V223L19 222L18 224L20 227L18 225L16 226V229L19 227V233H17V236H16V234H14V237L17 238L18 241L21 243L20 246L22 247V249L20 248V250H22V253H23V251L27 252L28 249L25 250L26 244H27V246L29 245L31 247L30 250H32V249L34 250L33 256L30 253L31 257L36 256L35 258H38L37 256L39 255V257H40V255H41L42 256L41 258H43V257H45V258L47 257L48 259L52 258L53 253L51 251L55 247L58 248V246H55L56 245L55 240L58 237V236L56 237L55 234H56V232H57V234L59 233L58 229L60 231L62 230L61 227L60 228H58V227L62 226V228H63V225H65L64 230L67 231L66 230L67 226H68V229L70 226V229L72 231L73 227L76 225L77 222H79L77 224H80V222H82L81 220L83 219L85 201H86L90 191L96 193V192L100 191L101 189H103L105 187V185L109 184L111 187V190H118L121 194V197L123 194V198L132 203L133 198L132 197L129 198L130 195H125V193H124L125 189H127V188H124V185H122L121 179L123 177L129 175L133 171L137 170V168L142 166V164L145 165L149 161H154L155 162L154 168L156 169L155 174H156V176H158L157 183H159V185L154 186L155 188H153L149 191L151 193H153L154 195H156L161 200L162 204L164 205V209L166 206V210H165L164 215L159 216V218L163 221L162 232L160 233V235H154V237L151 238V241H149V239L147 238L148 236L146 237L148 239V240L146 239L147 244L145 243L146 246L142 247V249H141L142 253H140V254H142L143 259H144L143 264H214L215 261L217 260L216 258L217 257L220 258L219 255L221 253L223 254V251H225L224 249H226V248H224V247L226 245L229 246V244L231 245L233 237L237 234V231H236L237 227L235 228L234 225H232L233 223H231L232 221L230 219V218H232L233 213H232V210L230 213V208L228 207L230 204L228 202L230 200V199L228 200V197H229L228 195L232 193V190H233L232 188H234V190H235V188L237 186H239V184L236 186V184L238 183L237 180L240 179V176H242L243 173L245 174L247 172L246 168H249L248 166L250 165V162H251L250 167L253 166L254 163H256V162L258 163L257 160L260 158V155H261L260 151L262 150L261 145H260L262 140L260 142V140H259L260 137H258L259 139L256 138L257 133H255L251 129L250 130L252 131V133H249L251 135L246 134L248 132V129L245 131L246 133L244 132L245 134L243 135V134H241L243 132V130L242 131H236V130L234 131L232 128V131H231V129H228L229 131L225 132L227 129L225 131H223L224 128L221 127L220 125H219L218 129L214 127L216 129V131L214 130L213 131L214 133L213 132L211 133V137L210 136L208 137L205 134L206 136L202 138L201 133H200L201 128L198 129V127H203L201 125H203V123H204V118H205L204 116L208 115L209 111H206L205 106H203V108L205 110L203 112H201V114L203 113L202 115H204V116L200 117L201 116L200 113L198 114V116L200 115L199 117H197V113L195 116L197 118V122L199 121V118H200V120L203 119L202 122L199 121L201 125L198 122L199 126H197L198 124L196 123V120L194 121L196 123V125L193 124L194 122L192 123L193 118H191V120H190V117L194 114L192 113V115L189 117L188 116L189 113L186 112L188 110L185 111V114L187 113L186 118L189 117L188 120H190V121H188L186 119L187 120L186 123L191 122L190 124H193V126H190V127H193V129H191L189 127V128H187V130L189 129V131H187V133L182 132L183 130L181 129V127H180L181 125L178 122L180 117L179 118L177 117L180 115V112H179L180 110L182 111V113L184 111L181 107L184 103L182 104L181 101H183L185 99V97H183V95H182V99L183 98L184 99L179 100V98L181 97L182 91H180V92L178 91L179 94L181 93L180 96H179V94H177L179 97L176 95V97H178V100L181 103L176 98H174L181 105V106L179 105L180 109L179 110L177 109L178 113L175 110L173 112V115H174V113H176L174 115V118H172V115H171L170 117H168V120H170L169 118H172V120H170L171 122L170 123L168 121L166 122V120L164 118L167 117V116H165V114L168 113V111H166V113H165V109H167V108H165L164 103L167 102L168 104L171 105L173 99H172V101H169V100H171L170 96H172V95L170 94L169 100L166 99L167 101L164 102L163 97H165V93L161 92L162 93L161 96L159 95V93H160L159 91L162 90L164 86L163 85H162L163 87L160 86L162 88L159 89L160 83H158V81L156 82L155 79H158L160 82L165 81L164 83H161V84L167 85L169 87L170 83L172 81H174V80H171V82L169 81L171 79L172 72L174 73L173 76H175V75L179 76V72L178 73L174 72L178 69H176L177 63L174 64L173 61L174 60L178 61L180 64L181 59L179 57H180V55H184V54H180L179 53L181 51L180 48H176L177 46L178 47L180 46L179 43L177 45L176 41L174 42V39L176 40L177 36L174 35L176 37L174 38L172 36L174 39L171 38V39H173V42L176 43V45H177L175 47L173 46L176 49H174V48L172 49V47H171V49L173 51H175V53H172L173 52L172 50H171L172 52H167L168 51V50L166 51L167 48H164V47H167L166 45H169V48H170V45H171V44L166 43V40H167V39H165L166 37L165 38L163 37L164 39H160V40L158 39V41L155 40V42L153 41V43H156L154 46L157 45L156 51L158 50V51L162 52L161 50H164V49L166 51V52L163 51L164 53L163 52L160 53V54H163V55H161L162 59H161V56H159V58L161 60L160 63L157 64L158 63V61H157L158 57L156 58V55L153 54L154 52L151 54V53H149L150 49L145 48V51L147 50L145 53L148 52L150 57L152 55L153 61H151L152 59L148 55V57L151 60L150 59H148V60L145 59V61L143 60V62H141L140 65L137 64L138 67L136 68V66H137V65H135L136 63H132L133 61L130 62L131 61L130 55L131 56L133 55V54H130V53H132L131 51H133L132 49L129 52L130 46L132 48L133 46H136V45L139 46L138 44H140L141 41L145 42V40L147 38H144V37H147L146 35H148L151 32V30H150V32H146V33H148L146 35L142 34L143 32L141 31L140 34H142V35H140V34H137L140 31L134 33L133 32L134 30L133 31L130 30L129 31L130 33L128 31L127 32L124 31L125 33H122L121 30H119V32H118ZM208 29L209 28H207V30ZM122 30H125V29H122ZM254 30H252L253 32L251 31L252 35H255V34H253ZM116 31H117V33H116ZM203 32H204V30H203ZM205 32H206V30H205ZM47 33L49 34L48 30H46L45 34H47ZM126 33H128V34H126ZM200 33H202V31L201 32L199 31V34ZM90 34H91V32H90ZM150 34H149V36H150ZM195 34H197V31ZM199 34H198V36H199ZM143 35H145V36H143ZM203 35H206V34L204 33ZM203 35H202V39L203 38L205 39V37H208L207 35L203 37ZM249 35H251V34L249 33ZM170 36H168V39H170L169 38ZM210 36H211V32H210ZM210 36H209V38H210ZM90 37H92V36H90ZM100 37L105 41L101 40ZM254 37H256V36H254ZM248 38H250V37H248ZM251 38H253V37H251ZM199 39H201V38H199ZM199 39H197V42ZM177 40L179 41V39H177ZM192 40H190V41L192 42ZM138 41H139V43H137ZM182 41H183V39H182ZM228 41H229L230 46L228 44ZM241 41H243V40H241ZM250 41H251V39L249 41L247 39V42H250ZM256 41H258V40L256 39ZM41 42H42V40L39 42V44H41ZM144 42H142V43H144ZM171 42H172V40H171ZM173 42H172V45L174 44ZM197 42H196V44H197ZM205 42L206 41L204 40V43ZM151 43H152V41H151ZM151 43H148V44L151 45ZM199 43L202 46V43L201 42H199ZM199 43H198V45H199ZM124 44L127 47H125V46L123 47ZM180 44H182V43H180ZM238 44L241 45V43H238ZM145 46L146 45L144 43V47ZM191 46H190V48H191ZM225 46H226V43H225ZM225 46H224V48H225ZM258 46H259V44H258ZM260 46H262V45H260ZM22 47L24 48L23 51H28L30 49L29 48L30 44H22ZM195 47L198 50L196 45H195ZM198 47H200V46H198ZM204 47L206 49V46H204ZM228 47H226L225 49H227ZM202 48H203V46H202ZM224 48L222 50L227 53V51ZM133 49H137V47H133ZM177 49L180 51H178ZM215 49H218V53L213 52V51H215ZM221 49H220V51H221ZM176 50L178 51V53ZM192 50H194V49H192ZM141 51H144V50H141ZM141 51H140V53H141ZM169 51H170V49H169ZM236 52L239 53V50ZM257 52H259V50ZM169 53L178 54V55L177 56L173 55V57L175 56V58L173 60V57ZM199 53H200V51L198 50V54ZM207 53L208 52L204 53V55H206ZM237 53H235L234 55L237 56L238 55ZM213 54H215V55H213ZM216 54H218V55H216ZM134 55H135V53H134ZM143 55H145V54H143ZM194 55L196 57V54H194ZM204 55H203V57H204ZM221 55H224V54H221ZM228 55L230 56L229 53H228ZM234 55H232V51H231V57L232 58L230 57V60L228 58L229 63L232 64V66L235 63V60H237V59H235ZM140 56H142V55H140ZM200 56H201V54H200ZM206 56H208V55H206ZM209 56H208V58H209ZM242 56L244 57L245 55H242ZM182 57L185 58L186 56H182ZM197 57H199V56H197ZM214 57H215V59H214ZM249 58H251V57H249ZM82 59H83V62H81ZM170 59H171V61H170ZM195 59H194V61L196 63V60H198V59H196V60ZM240 59L237 62H240ZM253 59H255V58H253ZM260 59H262V58H260ZM96 60H93V61H95L96 63L99 64L100 59L97 61ZM207 60L208 59H206V61ZM244 60L246 62V60H248V58H246ZM256 60H257V58H256ZM87 61H91V60H87ZM93 61L91 62L92 64H94ZM106 61H105V65L107 64ZM249 61L250 60H248V62ZM168 62H171L172 64H170ZM96 63L94 64V67L96 66ZM182 63H183V61H182ZM184 63H185V61H184ZM243 63H244V61H243ZM250 63H251V65L255 64L252 62H250ZM168 64L171 65V66L169 65L170 66L169 69H171V70L168 69ZM247 64L248 63H246V65ZM228 66H226V67H228ZM239 66H241V65H239ZM183 67H185V66H183ZM224 67H222L221 69H223ZM250 67L252 68V66H250ZM235 68H234V70H236ZM251 68H249V72H250ZM174 69H176V70H174ZM245 69H247V67ZM100 70H102V67ZM117 71H118V74H117ZM124 71H123V73H124ZM219 71H221V70H219ZM106 72H108V71H106ZM236 72H237V70H236ZM253 72L256 73V71H254V70H253ZM253 72H250V73H253ZM246 73H247V71H246ZM79 74H80V76H79ZM120 74H122V72H120ZM257 74L258 73H256V75ZM259 74H258V78L260 76ZM230 75H232V74H230ZM246 75L248 77V74H246ZM261 75H262V73H261ZM263 75H264V71H263ZM118 76H120V75H118ZM217 78H219V77L217 76ZM125 79H124V81H125ZM148 79H150V80L152 79L153 82L154 81L156 82L154 84H157V85L152 84L153 83L152 80H151V82H149L150 80L148 81ZM176 79L178 80L179 78L176 77ZM214 79H216V78H214ZM226 79H227V77H226ZM107 80L105 79V81H107ZM122 80H123V78H122ZM223 80H225V79H223ZM261 80L262 79H260V81ZM263 80H264V78H263ZM145 81H147L148 85L145 84ZM178 81H180V80H178ZM184 82L186 83V81H184ZM184 82L181 81V83H183L182 84L183 86H184ZM143 84H145L146 87L144 86V88H146V89L148 88V86L150 84L159 87V88L155 87L156 89L158 88V90H159V91L156 90L155 95H154V93H149V94L150 95L152 94L151 95L152 97L157 98L155 100V102L158 100L156 103H160V104H161V102H160L161 100L159 101V99H160L159 97H161L163 103L161 105L160 104L159 105L161 107L164 106L163 108H165L164 110H162V112L164 111V113H165L164 118L161 115L162 119L159 117L160 116L159 110L162 109L160 106H159L160 108L158 110L159 111L158 114L151 112V110L153 109L152 106H151L152 109L150 108L151 110L148 109L151 112V114H155L152 116L153 120L151 119L150 113H149V115L147 114L150 117V121L152 120V122H153L152 123L153 129L150 128V127H152L150 124H149L150 126H148L147 122L149 123V121L147 119H146L147 120L146 124H143V122L139 119V117L136 116V115L140 114L143 107L145 106V104H144L143 107H140L141 111L138 112L139 109L136 108L137 106L135 107V105L133 103V102H136V100L138 98L137 99L133 98V99H136L133 101L131 100V102L133 104L130 103V101L126 99L127 103L131 104L130 105L131 108H132V105L134 106L133 109L136 108L135 109V115L131 112L132 109L127 111V109L125 108V110H123V111L120 110L122 113L120 111H119V113L117 112V110H119L118 108L122 105L121 103H123L125 101L124 98H128V96L131 95L132 92L136 93V91H134L136 89V87L140 88ZM177 84H179V83L177 82ZM225 84H228V83L224 82V85ZM151 85L149 86L150 89L152 88ZM97 86H98V84H97ZM142 88H143V86H142ZM142 88H140V89H142ZM155 88H152V89H155ZM171 89H170V91H171ZM166 90L163 89V91H166ZM168 90H167V93L170 92ZM178 90H179V88H178ZM142 91H143V94H139V91H138V94L142 96V98H141V96H139V99H138V100H141L140 101L141 103L139 102L140 104L138 103V100H137V105L139 104L140 106H142V101L144 103V99L149 100V99H147V96L149 95L148 91L150 92V90L147 89V91H146L145 89L144 90L142 89ZM153 91H155V90H153ZM153 91L151 90V92H153ZM256 91H257V89H256ZM105 92H103V93H105ZM157 92H159L157 95L159 97L156 96ZM183 92H184V89H183ZM133 93H132V95H134ZM163 94H164V96L162 97ZM251 94H253V93H251ZM99 95H101V94H99ZM131 96H130V98H131ZM137 96L138 95L136 93L135 97H137ZM195 96H197V95H195ZM224 96H226V95H224ZM249 96L251 97V95H249ZM249 96H248V99H249ZM39 97H41V96H39ZM130 98H128V99H130ZM148 98H149V96H148ZM167 98H168V96H167ZM186 98H187V96H186ZM261 98L264 99V88H263V90L259 91L258 96H256L257 101L255 103L258 104L259 99H261ZM192 99H194V98H191V100ZM226 99H228V97ZM226 99H224V100L227 101ZM122 100H124V101H122ZM146 100H145V102H146ZM150 100H152V101H150ZM150 100H149L150 102H154L153 99H150ZM186 100H190V99L187 98ZM191 100H190V102H191ZM197 100L199 101L200 98L198 99L196 97L195 102ZM108 101H110V104ZM149 101H147V102L150 103ZM176 101H173V102H175L177 104ZM225 101H223V102H225ZM232 101H233V99L231 100V102ZM246 101H245V103H249V102L252 103L253 100L251 99V101H249V102L248 101L246 102ZM231 102H230V104H231ZM193 103H194V100L192 101V103L189 104L191 106V108H190L191 110L189 111L190 113L192 111L194 112V108L197 109L196 107L200 106L201 102H197L199 104H197L195 106L193 105ZM99 104H101V103L99 102ZM117 104H119V105H117ZM178 104L176 105L177 107H178ZM191 104L194 106V108H192ZM123 105H124V103H123ZM151 105L156 106V104H154V103H152ZM172 105H174V103ZM184 105H183V107H184ZM222 105H224V104H222ZM232 105H233V103H232ZM240 105L242 107H244V108H241L242 111L245 110V111H247V113L249 112L248 111L249 109H252L251 104H247L248 106L251 105V108H249L247 110L245 108H248V107H245L242 104H240ZM253 105H255V104H253ZM258 105H256L257 109L259 108ZM124 106H121V107H124ZM127 106H129V105L127 104L126 107ZM169 106H168V108H169ZM129 107H127V108L130 109ZM145 107H144V110L148 106L146 108ZM149 107H150V104H149ZM172 107L173 106H170V108H169L171 111L175 108L174 107L173 109H171ZM185 107H187L186 109L189 108L188 106H185ZM210 107H207V109L209 108L210 111L212 112V109H211L212 107L211 108ZM255 107H253V108H255ZM215 108H217V106ZM215 108L213 107V109H215ZM233 108H234V106H233ZM238 108H240V107L238 106L237 109ZM121 109H124V108H121ZM155 109H157V108H155ZM169 109H167V110H169ZM241 109H238V110L241 114L244 113L243 117H245L247 113H245V111L242 112ZM136 110H137L138 114H136ZM234 110H236V109H234ZM124 111L128 112L126 114L127 117H129L131 115L129 117V121H127L128 119L126 120L128 122V124H126L127 122H125L123 120L125 113H126V112L123 113ZM149 111H145L144 113H147ZM205 111H206V113H205ZM217 111H214V112H217ZM250 111H252V110H250ZM133 112H134V110H133ZM162 112L160 114H163ZM195 112H196V110H195ZM169 113L171 114V112H169ZM235 113H238V111ZM214 114H215L214 118H216V114H218V113H214ZM241 114H238L236 116H240L238 118L241 119L242 118ZM156 115H158V117ZM182 115H184V114H182ZM182 115H180V116H182ZM154 116H156L155 119H154ZM236 116L235 117L233 116L234 118L232 117L233 120L235 118L237 119ZM195 117H194V119H195ZM223 117H224V115L222 116V118ZM225 117H227V116H225ZM91 118H92V120H90ZM163 119H164V121H163ZM97 120H98L99 124H98ZM225 120L228 121V117ZM143 121L145 122V120H143ZM182 121H183V119H182ZM163 122L165 124L166 123H169V124L165 125ZM221 122L219 121L217 123L220 124ZM233 122H232L233 125H235V123H237L236 120H234ZM237 124L240 125L239 123H237ZM10 125H13V124H10ZM144 125H146L148 128H146V126H144ZM184 125H187V124H184ZM216 125L217 124H215V126ZM226 125L229 128L231 127V124H230V126L228 124H226ZM8 126L9 125L7 123V127ZM196 126H197V128H196ZM221 128H223V129H221ZM236 128H238V127H236V125H235L234 129H236ZM239 128H240V126H239ZM13 130H14V128H13ZM250 130H249V132H250ZM9 132H12V130ZM231 132H236V134L231 133ZM253 133H255L256 135H254ZM237 135H239V136H237ZM202 136H204V135L202 134ZM10 138H11V135H10ZM133 142H138L139 146L137 148H135L132 144ZM204 142H205V144H204ZM263 142H264V139H263ZM103 143H104V141H103ZM200 143H203L204 145L203 144L200 145ZM148 144L152 145L150 150L146 149V146ZM261 144H264V143H261ZM9 147H12V146H9ZM262 148H263V145H262ZM145 150H148L145 154V156L147 155L148 161H145L144 156L141 155V153H143V151H145ZM138 151H141V153L140 152L137 153ZM5 153H6V151H5ZM117 156H119L118 159H117ZM259 160H261V159H259ZM2 164H1V166L3 167L4 164L3 165ZM6 165H7V163H6ZM183 171H185L184 175H182ZM5 172H6V169H5ZM139 173H140V175L142 174L140 171H139ZM25 175L27 176L26 178H25ZM238 177H239V179H238ZM141 178L146 179V177H144V176H139V177L134 178L133 180L140 181ZM150 183L153 184V183H155V181H153V182L151 181ZM234 185L236 187H234ZM120 190H123V193ZM15 193H17V194H15ZM235 193H236V191H235ZM232 194H234V192ZM226 196H227V198H226ZM18 197H19V195H18ZM232 199H233V196H232ZM15 200L18 201L17 198ZM231 200H230V202H231ZM20 201H22V200H20ZM62 220L64 223H62V225H61V223H59V222H62ZM71 221L73 222V224H75L74 226L72 224H70V223H72ZM13 223H14V221H13ZM58 224H59V226H57ZM0 225H1V223H0ZM71 226H73V227L71 228ZM11 228L12 227H10V230L14 231V229H11ZM139 229H141V228H139ZM8 230H9V228H8ZM5 231H3L2 233L4 234ZM144 233H146V232H144ZM18 234H19V237H18ZM140 234H142V236H143L142 231ZM8 235L9 234H7L6 236L10 237ZM3 239L4 238H2V240ZM9 240H8V242H9ZM16 241H13V242H16ZM17 242H16V244L19 245L18 244L19 242L18 243ZM139 242H141V241H139ZM5 244H3V245H5ZM11 244H12V242H11ZM16 244H15V247H16L15 251L12 252V255H14V257L16 255V253H15L16 249H18ZM141 245H143V244H141ZM157 246H158V248H157ZM228 246H227V248H228ZM7 247H8V245H7ZM11 249H13V248H11ZM11 249H10V251H11ZM4 250H6V248ZM30 250H28V251H30ZM221 250H222V252H220ZM46 252H48V253H46ZM219 252H220V254H219ZM2 255H4V254H2ZM24 255H26V253ZM20 256L21 255L16 256L17 259L23 258V255H22V257H20ZM27 258H28V256H26V258H25L26 261L28 260ZM41 258H38V260L40 259L39 260L40 262L43 261V259H41ZM45 258H44V261L46 262ZM26 261L24 260V263H27ZM28 261L30 262V260H28ZM31 261H33V258ZM34 261H35V259H34ZM34 261H33V263H34ZM35 262L37 263V261H35ZM40 262H39V264H41ZM16 263H17V260H16ZM21 264H22V262H21ZM27 264H30V263H27Z\"/></svg>", "mask_w": 264, "mask_h": 264}]
</instances>
